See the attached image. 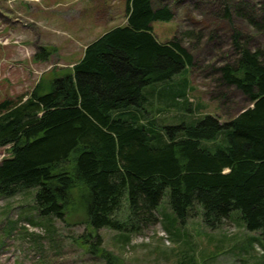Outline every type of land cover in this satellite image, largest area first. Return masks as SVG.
I'll return each mask as SVG.
<instances>
[{
  "label": "trees",
  "instance_id": "16d2710c",
  "mask_svg": "<svg viewBox=\"0 0 264 264\" xmlns=\"http://www.w3.org/2000/svg\"><path fill=\"white\" fill-rule=\"evenodd\" d=\"M237 1L223 2L225 16L234 13L264 35V6ZM164 2L126 0V24L91 42L71 72L0 102V147L9 151L0 162V196L33 189L40 217L66 221L77 191L96 232L95 254L99 230L127 240L158 221L165 198L174 214L169 232L199 208L212 230L237 212L264 238V49L235 29V57L215 71L219 88L240 93L247 108L224 122L183 114L159 125L148 109L155 102L191 111L188 80L174 77L196 68L178 36L157 39L154 24L175 19ZM42 51L36 57L46 61L51 52Z\"/></svg>",
  "mask_w": 264,
  "mask_h": 264
},
{
  "label": "rangeland",
  "instance_id": "374dc122",
  "mask_svg": "<svg viewBox=\"0 0 264 264\" xmlns=\"http://www.w3.org/2000/svg\"><path fill=\"white\" fill-rule=\"evenodd\" d=\"M226 1L233 2L165 0L175 19L154 24L157 39L165 43L178 36L194 55L196 68L174 77L177 82L188 80L191 111L155 102L148 109L159 125L178 121L183 114L193 118L211 114L224 122L250 105L234 89L219 88L215 71L235 57V29L251 39L253 49H264V35L254 34L234 13L226 17ZM245 1L264 6V0ZM126 22V0H0V102L26 96L39 83L49 86L72 71L88 44ZM43 47L51 52L46 61L36 57L44 53ZM221 93H227L226 102ZM8 156V148L0 147V162ZM35 192L0 196V264H110L104 256L108 253L111 264H264L261 232L248 231L237 212L212 230L197 208L185 225L177 223L169 232L165 225L174 214L165 198L158 221L127 240L120 232L99 230L103 244L95 254L90 246L96 232L87 224L80 194L74 193L75 204L62 221L39 216Z\"/></svg>",
  "mask_w": 264,
  "mask_h": 264
},
{
  "label": "crops",
  "instance_id": "0c3cea01",
  "mask_svg": "<svg viewBox=\"0 0 264 264\" xmlns=\"http://www.w3.org/2000/svg\"><path fill=\"white\" fill-rule=\"evenodd\" d=\"M88 45H89V44H88ZM88 45H87V46H88ZM87 46H86L84 49H86V48H87ZM84 51H85V50H84ZM82 56H83V55H82ZM75 64H76V63H75ZM75 64H74V65H75Z\"/></svg>",
  "mask_w": 264,
  "mask_h": 264
}]
</instances>
